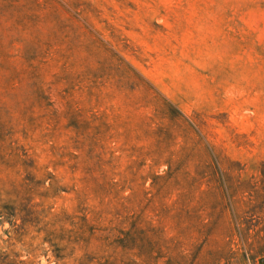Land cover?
Here are the masks:
<instances>
[{
	"label": "rangeland",
	"instance_id": "rangeland-1",
	"mask_svg": "<svg viewBox=\"0 0 264 264\" xmlns=\"http://www.w3.org/2000/svg\"><path fill=\"white\" fill-rule=\"evenodd\" d=\"M157 240L158 264H264V0H0V264Z\"/></svg>",
	"mask_w": 264,
	"mask_h": 264
},
{
	"label": "trees",
	"instance_id": "trees-1",
	"mask_svg": "<svg viewBox=\"0 0 264 264\" xmlns=\"http://www.w3.org/2000/svg\"><path fill=\"white\" fill-rule=\"evenodd\" d=\"M141 79H143V78L141 77ZM145 83L148 86V89L145 91V93L147 94L148 91L151 90L149 95H150L151 99L154 100V104L156 105V108L159 111V113L162 114V116H161L162 119H166L168 121L167 122L168 125L176 123L178 121V119H177L178 111H176V109L174 108L172 103H170L166 99L162 98L160 96V94L150 85V83H148L146 81H145ZM158 96L161 98L160 101L157 98ZM161 128H162L161 126H158V129H161ZM161 130L167 131L166 128L161 129ZM161 163L167 165V170H166L165 174L168 175L167 179H170L172 177V174H173V172H172L173 163H172L171 159L168 158V159H166V161H163ZM155 165L159 166L161 164L155 163ZM153 176H154L153 180L164 177V176L160 177L157 175H153ZM3 209L5 211L3 212L2 215H4L5 220H9V222H10V220L13 219V217H14L13 213L15 211L13 209H11L10 207H3ZM120 232L123 235V237L117 238L116 240L114 239L112 241L114 244H118V245H116L115 247L111 245L110 247H114L115 249H117L119 247L121 249L130 251V250H132V248L128 247V245L130 243L135 242V243L141 244L143 242L142 230L129 229L128 232H125V233L122 231H120ZM153 236H154V232L152 233L150 238H153ZM162 241H164V240H162ZM161 242L159 240L146 242L147 244L150 245V249L147 251V253L142 252L141 251L142 247L139 245H136V249L138 250V252L134 253L133 256L135 258L139 259L140 261L131 260L128 264H158V260L162 257V255L159 253V251H156L155 249L161 250V248L164 247V245H162ZM88 248H90L89 244L86 245L85 250H87ZM167 250H172V249H169V247H167ZM175 251H176V249H175ZM113 253H115V252H113ZM56 258L58 260L60 259V257L57 255H56ZM195 259H196V257H194L193 259L192 258L190 259L187 256V254L183 255V254H181V252H176L175 255L168 256V259H167L165 264H195ZM112 262L115 263L116 259L112 260Z\"/></svg>",
	"mask_w": 264,
	"mask_h": 264
}]
</instances>
